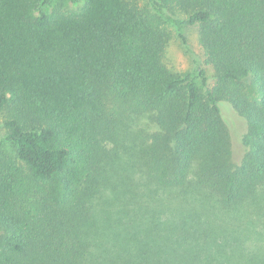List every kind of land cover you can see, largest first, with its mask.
<instances>
[{"label":"trees","instance_id":"trees-1","mask_svg":"<svg viewBox=\"0 0 264 264\" xmlns=\"http://www.w3.org/2000/svg\"><path fill=\"white\" fill-rule=\"evenodd\" d=\"M53 1L0 0V264H264V0Z\"/></svg>","mask_w":264,"mask_h":264},{"label":"rangeland","instance_id":"rangeland-1","mask_svg":"<svg viewBox=\"0 0 264 264\" xmlns=\"http://www.w3.org/2000/svg\"><path fill=\"white\" fill-rule=\"evenodd\" d=\"M60 0H54L53 5ZM64 7L67 10L74 9V6L68 1L63 0ZM170 39L165 48L164 62L166 66L178 75H193L195 69V59L197 55V29L196 27L175 28L174 25H168ZM207 76H212V71L206 68ZM211 80H209V83ZM5 130L0 119V138L4 136ZM246 218L245 226H248L247 233L243 235V243L247 250H259L264 252V205L257 202L248 207H244L237 214L238 221ZM238 223V222H236ZM246 237V238H245Z\"/></svg>","mask_w":264,"mask_h":264}]
</instances>
